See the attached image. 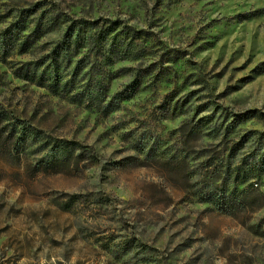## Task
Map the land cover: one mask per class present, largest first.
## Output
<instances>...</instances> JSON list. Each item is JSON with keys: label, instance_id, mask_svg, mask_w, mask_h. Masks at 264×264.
<instances>
[{"label": "rangeland", "instance_id": "obj_1", "mask_svg": "<svg viewBox=\"0 0 264 264\" xmlns=\"http://www.w3.org/2000/svg\"><path fill=\"white\" fill-rule=\"evenodd\" d=\"M14 7L61 16L34 51L42 58L73 20L146 31L154 54L147 63L110 66L111 96L146 65L157 66L138 94L105 115L18 78L17 64L35 56L0 61V103L34 126L47 149L28 145V161L36 166L68 142L79 162L67 172H34L0 154V264H264V207L222 215L193 197L182 169L173 178L143 166L134 146L155 144L161 156L179 150L183 121L211 116L220 125L246 111L264 117V0H12L7 8ZM261 137L264 118L238 135L249 147ZM201 159L191 169L199 176Z\"/></svg>", "mask_w": 264, "mask_h": 264}, {"label": "trees", "instance_id": "obj_2", "mask_svg": "<svg viewBox=\"0 0 264 264\" xmlns=\"http://www.w3.org/2000/svg\"><path fill=\"white\" fill-rule=\"evenodd\" d=\"M11 1L0 0V61L7 63L15 54L35 56L17 64L15 75L18 78L53 95L72 101L78 98L88 108L109 115L121 103L138 94L146 78L154 74L156 61L140 69L128 88L111 96L113 76L110 66L124 61L144 60L147 63V56L154 54L153 45L149 44L151 36L146 31L122 27L121 23L110 20H73L49 53L43 58L37 57L34 51L39 42L55 30L61 16L54 13L47 19L45 16L38 18L37 8L9 10ZM254 118L264 117L258 111H246L229 113L220 125L213 123L211 116L183 121L177 129L180 148L174 153L165 151L162 152L164 155L158 156L155 144L146 151L147 146H141V139H137L134 146L144 155L143 166L159 167L173 178L175 172L182 169L193 197L199 202L212 205L222 215H249L264 207V193L259 189V183L264 179V137L256 139L255 147H249V141L244 144L238 135L242 125ZM204 121L205 127H201ZM39 137L34 126L0 103V154L27 164L26 167L34 172L40 168L54 173L67 172L71 165L79 164L74 155V144L63 142L55 145L34 166L28 161L25 149L32 144L39 146L40 151H46V146L40 145ZM205 138L209 139L207 143ZM204 142L207 150L203 156H194L195 148L200 144L204 146ZM245 147L251 150L242 153ZM178 151L185 155L179 157ZM200 159L203 174L199 176L191 169ZM170 186L176 188L174 184Z\"/></svg>", "mask_w": 264, "mask_h": 264}]
</instances>
